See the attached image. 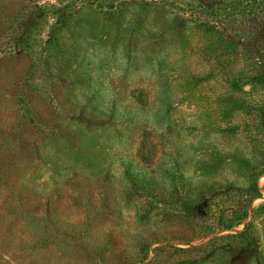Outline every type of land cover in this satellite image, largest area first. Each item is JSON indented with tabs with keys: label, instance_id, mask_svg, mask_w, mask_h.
Wrapping results in <instances>:
<instances>
[{
	"label": "rangeland",
	"instance_id": "rangeland-1",
	"mask_svg": "<svg viewBox=\"0 0 264 264\" xmlns=\"http://www.w3.org/2000/svg\"><path fill=\"white\" fill-rule=\"evenodd\" d=\"M37 3L57 0H0V264H264V85L232 82L243 53L160 4L31 27ZM245 222L252 239H217Z\"/></svg>",
	"mask_w": 264,
	"mask_h": 264
},
{
	"label": "trees",
	"instance_id": "trees-1",
	"mask_svg": "<svg viewBox=\"0 0 264 264\" xmlns=\"http://www.w3.org/2000/svg\"><path fill=\"white\" fill-rule=\"evenodd\" d=\"M128 3L144 6L160 4L177 10L184 17V20L195 23L202 27L206 33L211 34L214 40H217L218 47L233 55L239 52L243 53L245 58L243 73L238 78L233 77L232 82L241 79L245 83L255 81L264 85V0H57L58 5L47 6L37 3L32 7L34 8L32 14L35 23L31 24V27H38L42 15H47L50 7L53 8V13L57 15L56 24H61L60 27H62L67 25L74 15H79L82 8L94 7L99 12L108 15L110 19H116L121 14L122 7ZM24 14L27 13L24 12ZM24 14L23 16H25ZM23 16L21 14V17ZM7 143L9 144L8 149L4 148ZM12 147V142L9 139L6 138L5 143H3L0 138V163L7 162L5 158L11 159L8 161V165L14 163L12 160L14 157L11 156L14 150ZM263 171L264 167L257 170L254 177ZM132 184L141 193L142 191H151L153 186H156L150 178H142V176L135 178ZM250 191L248 194L250 199L259 193L257 187H253ZM261 208L264 209V203ZM248 209L245 201L233 209L230 222L226 224V227L230 228L235 223L238 224L245 220L248 217ZM249 226V223L245 222L244 229L238 234H228L217 239L244 240L248 237L252 239ZM62 238L65 240V237ZM48 240V238H44L40 246L46 244ZM248 242L247 246H250L252 242L250 240ZM228 244L231 245L232 243L228 242ZM177 249L184 251L186 248ZM148 254V250L145 249V252L139 256V263L148 264L156 258H148ZM186 256L193 257L191 254ZM90 259L94 264H102V253L100 251L93 253Z\"/></svg>",
	"mask_w": 264,
	"mask_h": 264
}]
</instances>
